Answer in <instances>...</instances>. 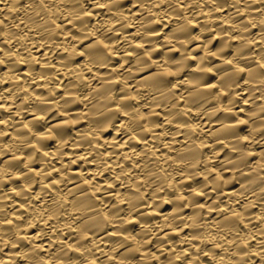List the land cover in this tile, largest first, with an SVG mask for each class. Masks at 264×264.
<instances>
[{"label":"bare ground","instance_id":"6f19581e","mask_svg":"<svg viewBox=\"0 0 264 264\" xmlns=\"http://www.w3.org/2000/svg\"><path fill=\"white\" fill-rule=\"evenodd\" d=\"M0 264H264V0H0Z\"/></svg>","mask_w":264,"mask_h":264}]
</instances>
